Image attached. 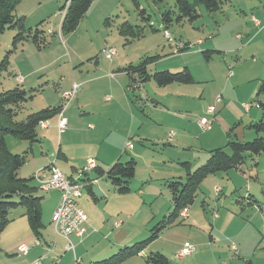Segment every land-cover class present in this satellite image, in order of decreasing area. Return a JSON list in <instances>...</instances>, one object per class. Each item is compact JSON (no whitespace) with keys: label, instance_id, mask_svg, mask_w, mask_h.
<instances>
[{"label":"rangeland","instance_id":"1","mask_svg":"<svg viewBox=\"0 0 264 264\" xmlns=\"http://www.w3.org/2000/svg\"><path fill=\"white\" fill-rule=\"evenodd\" d=\"M175 2L94 0L78 27L63 35L60 30L62 12L59 10L63 0H20L16 4L15 15L18 19L24 18L25 28H35L41 21H48L46 27L54 34L50 35L49 45L42 50L38 51L31 42L24 41L16 52L10 54L9 67L0 75V91L16 86L12 77L15 72L26 79L24 86L21 85L28 98L21 112V117L25 118L28 113L40 109L63 106V94L71 91L74 84L79 87L63 112L68 121L64 134L57 133L58 130L53 127L56 117L49 120L47 130L40 132L42 145L34 146V158H30L19 175L30 177L40 156L56 155L60 145L68 161L60 160L59 167L66 174L71 172V168L83 169L90 162L97 161L106 167L117 159L126 161L130 157L136 161V170L128 193L118 194L107 180L99 179L98 186H94L99 193L96 201L86 191L82 194L78 204L86 217L101 225L105 222V228L94 225L92 231L95 229L97 233L93 234V241L81 245L79 253L73 249L66 251V242L65 245L59 241L54 244L50 226L52 211L46 204L56 193L51 190L40 192L41 196L46 195L47 201L42 208V244L38 241L39 244L35 245L24 212L17 209L12 212L11 220L0 236V264H33L37 260L41 264H75V258L86 251L108 253L110 249H104V246L93 248V245L101 237L107 243L103 237L106 229H113L117 223L122 229L133 231L131 229L135 228L137 232L133 231L132 237L123 239L122 243L127 245H122L104 258L97 257L91 261L109 258L120 248L145 240L150 236L146 226L150 229L170 212L166 181L185 176L177 158L187 152L180 149L178 139L169 138L172 134L169 132L189 130L193 136L192 151L194 156L199 157L208 151L201 144V137L214 141L212 146H216L212 149L225 146V136L219 140L216 138L221 121L238 118L244 125L252 117L255 111L253 99L248 102V96L241 99L240 95H244L260 78L264 69V0H230L220 11L212 13L198 6L197 21L173 22L166 28L162 23V14L169 9L174 11ZM125 23L132 27L134 35L138 30L142 31V35L132 37L121 34L120 27ZM256 23L260 25L256 26ZM164 30L175 43L188 44L189 49L176 51L166 39ZM14 35L15 31L6 29L1 36L0 62L11 50ZM199 41L201 44H198ZM109 49L116 52L111 60L105 53ZM206 49L219 50L223 56H214L206 62L200 54V50ZM145 56H159L153 70L176 71L174 69L179 66L180 69L186 66L200 82L181 86L185 89L181 95L170 87L157 88L154 82L144 83L136 92L144 100L139 102V110L128 100L127 95H131L127 88L128 79L118 70L137 64ZM147 96L165 102L166 107H153L150 99L146 101ZM217 99L219 103H216ZM208 106L216 108L218 121L213 124L212 132L201 133L189 123L194 125L196 119L207 118L201 112L208 110ZM132 107L140 131L135 130L133 136L128 137L118 117L124 111H132ZM167 109L170 114L165 112ZM154 119L162 120L163 124ZM135 135H141V138ZM7 142L12 153H21L15 151L17 148L14 149L11 137L7 138ZM128 144L131 146L128 147ZM257 163L254 167L246 160L240 170L224 174L229 176L228 179L221 180L222 176L218 174L220 182L216 176L203 180L197 198L190 206L192 218L184 221L179 217L146 248L147 252L164 254L170 259V264H264V153L257 158ZM78 177L76 174L75 178ZM223 181L225 184H222ZM248 183L254 185L256 198L261 203L251 202L250 205L246 199L248 195H242L243 186ZM232 184L239 190V195H235L239 202L229 196ZM217 186L222 190L219 195ZM215 215L220 217L219 221ZM44 242L53 247V252L39 259L40 253L46 252ZM185 244L192 251L180 262L177 255ZM117 245L120 243L113 246ZM232 245L238 254L230 248ZM20 246H28L32 251L29 254L19 253ZM53 257L60 258L59 262L54 263ZM85 259L79 263L87 264ZM121 264H145V261L144 257L133 256Z\"/></svg>","mask_w":264,"mask_h":264},{"label":"trees","instance_id":"2","mask_svg":"<svg viewBox=\"0 0 264 264\" xmlns=\"http://www.w3.org/2000/svg\"><path fill=\"white\" fill-rule=\"evenodd\" d=\"M19 1L0 0V39L6 29L15 31L11 42V50L6 53L4 59L0 62V75L2 72L7 71L9 67L8 57L17 51L20 44L24 41H29L39 51L49 45L50 35L54 34L51 29L46 27L48 21H41L35 28H25L24 18L18 19L15 15V7ZM93 1L63 0L64 3L59 9L62 12L61 35L73 32L78 27ZM227 2H230V0H192L191 2L189 0H176L175 10L169 9L162 14V23L166 28L171 26L173 22L176 24L182 22L193 23L199 18L198 6H202L207 12L212 13L220 11ZM164 32L166 39L171 42V46L176 51L182 52L189 49L188 44L175 43L168 32L166 30ZM120 33L129 34L132 37L142 35L141 30H138L136 35H134L132 27L126 23L120 27ZM200 54L206 62L211 61L214 56H223L221 51L214 49L202 50ZM158 59L159 56H145L137 64H129L118 70L124 73L128 79L127 88L131 91V95H127L128 100L139 110H141V107L138 104L139 102L141 103V100L143 102L144 100L138 94L136 95V92L139 91L144 83L154 82L158 88L195 83L190 69L186 66L181 69H174L176 71H172L173 69L155 70V68L153 70L152 68L157 66L155 64L158 63ZM12 77L16 82V86L0 91V236L10 222L12 212L22 209L35 241L41 243L44 225L42 222L43 196L40 195V192L43 191L40 190V187L34 181V175L25 178L20 176L19 173L23 166L29 162L30 158L34 157V146L37 144L38 146L42 145V137L40 136V130L44 129L42 124L56 116L58 117L63 106L40 109L28 113L25 118H22L23 104L28 100L27 92L21 87L22 82L19 84L17 81V77H21L22 81L23 77L16 74V72L12 74ZM149 99L147 96L146 101L148 102ZM150 101L153 107L159 105L154 99H150ZM253 103V106L257 107L263 115L264 75L259 81ZM237 126L234 125L225 133V146L207 151L204 162L196 168L191 169L188 162H178L185 170V176L184 178L180 177L176 180L166 181L165 185L169 192L170 212L151 226L148 238L132 246L120 248L109 258L97 262L90 261L87 264H121L130 257L138 256L158 238L164 229L171 227L179 219L182 209L190 208L197 198L203 180L216 174H227L230 170H240L246 160L253 163L254 167H257V158L264 153L263 118L261 117L258 121L247 125V128L254 133V137L250 139L251 141H240L238 139L235 133ZM8 137L14 140V149L17 148L15 151H21V153H12L7 142ZM60 154L61 152L58 150L55 155L56 164ZM135 170L136 161L133 157L126 161L117 160L106 171L94 163L92 179L89 180L90 182H86L87 187L90 189L92 185L90 183L105 179L118 194L128 193L135 177ZM246 199L251 201L248 197ZM236 202H239L238 198ZM210 240H212V236H210ZM1 250L0 247V252ZM144 261L145 264H170V260L160 252L146 254Z\"/></svg>","mask_w":264,"mask_h":264},{"label":"crops","instance_id":"3","mask_svg":"<svg viewBox=\"0 0 264 264\" xmlns=\"http://www.w3.org/2000/svg\"><path fill=\"white\" fill-rule=\"evenodd\" d=\"M257 26V25H256ZM198 44H201V42L199 41L198 42ZM200 52H201V50H200ZM179 68H180V66H179ZM33 75V74H32ZM263 75H264V69H263V71H262V73H261V75H260V78L259 79H257V81L254 83V84H252L251 86H250V88L246 91V95L244 94V95H240V98L241 99H245V96H248V102H250L253 98H254V95H255V93H256V91H257V88H258V85H259V81H260V79L263 77ZM193 77H195V76H193ZM195 79V82H200V79H198L197 77H195L194 78ZM25 81H26V79H23V81H22V84L21 85H23L24 83H25ZM193 84H195V83H193ZM192 85V84H191ZM24 86V85H23ZM178 87H180V89H178V88H175V86L174 85H170V86H167V87H170V88H172L171 90H173V91H176V93L178 94V95H181L184 91H185V89H183L181 86H188V85H177ZM167 87H165V88H167ZM158 88V87H157ZM188 94H192V93H190V92H187ZM202 100H204V96L202 95ZM184 100H186L185 98H183ZM108 100V99H107ZM158 103H159V105L158 106H156L155 108H157V109H159V108H163V107H166V104H165V102H161V100H156ZM80 103V102H79ZM216 103H219V101H216ZM83 107V106H82ZM208 107H214V106H208ZM254 109H255V111L252 113V117L251 118H249L248 120H247V122L244 124V125H242V123H241V120H239L238 118H236V119H234V120H230V119H226V121H221L222 123L221 124H219V127H218V132H217V134H216V138L219 140V139H221V137L223 138L224 136H225V133L231 128V127H233L234 125H238L237 126V129H236V131H235V133H236V135H237V137H238V139L240 140V141H245V140H250V139H252L253 137H254V133H253V131L251 130V129H248L247 128V125H249L251 122H255V121H258L261 117L263 118V121H264V115H262L261 114V111L257 108V107H253ZM132 109H134L133 107L130 109V110H132ZM167 114H170V110H166L165 111ZM215 112H216V108L214 107V112L213 113H208L207 112V110H205V112H201V114H203V115H206V117L207 118H209V119H207V118H205V117H201V118H198V119H196V121H195V123H194V125H193V123H189V126H192V128H194V126H196V128L197 129H199L200 130V128L198 127V121L200 120V119H207L208 121H212L211 122V129L209 130V131H206V132H203V131H201L200 130V132L201 133H208V132H212L213 131V124L214 123H216L217 121H218V117H217V115H219V114H215ZM87 118V117H86ZM66 119V118H65ZM246 119V118H245ZM118 120H119V124H121V128H124V132H125V134H126V136H128V137H132L133 136V132L135 131V130H137V131H140L139 129V121L138 120H136V117H135V115H134V113H133V110L132 111H129V112H126V111H124L123 113H122V116L121 117H118ZM155 120V119H154ZM157 123H159L160 125L161 124H163V122H161L162 120H160V121H158V120H155ZM66 122H67V124H68V121H67V119H66ZM188 124V123H187ZM191 124V125H190ZM56 125H57V116H56V120H55V122H54V124H53V127H55L56 128V130H57V127H56ZM49 127V125H48V122H46V127L44 128V129H41L40 130V132L41 131H44V130H47V128ZM168 129H176V128H174V127H169ZM178 130V129H177ZM65 132V131H64ZM58 133V132H57ZM170 133H172L173 134V136L170 138L171 140L172 139H178V144H180L181 146V150H183V151H185V152H187L186 154H183L182 156H179L178 158H177V161L178 162H188L189 164H190V167H191V169H193V167H197L198 165H200V164H202L203 162H204V160H205V153H204V156H199L198 157V155H195L194 156V152L192 151L193 150V148H192V146H191V139H193L192 137V135H191V132L189 131V130H187V131H185V130H178V133H176V132H169V134ZM62 134H64V133H61V135ZM168 134V135H169ZM59 135V134H58ZM41 136V135H40ZM136 136V138H141V135L140 136H138V135H135ZM169 139V140H170ZM225 140H226V137H225ZM213 140H210V139H204L203 137H201V144L209 151V149H212L213 147H215L216 145H214V146H212L213 145ZM197 145H198V143H197ZM222 147V146H221ZM133 148V147H132ZM218 148V147H217ZM178 149V148H177ZM58 150H60V152H61V154H60V156H59V159H58V162H57V164H56V162H55V165H57L56 167L58 168V169H61L60 167H59V162H60V160H64V161H68V158H67V155H66V153L64 152V150H63V147H61V145L59 146V148H58ZM57 150V151H58ZM202 151H200V153H201ZM196 153H197V151H196ZM41 154L43 155V153L41 152ZM198 154V153H197ZM34 158V157H33ZM193 159H195V162L194 163H192L193 162ZM49 160H50V158H49V156H47V154H45L43 157H41L40 156V159L37 161V163L35 164V166H34V168H35V170L32 172V174L31 175H34L35 174V172L38 170V169H41V168H46L47 167V165H48V162H49ZM118 160V159H117ZM116 160V161H117ZM115 161V162H116ZM94 163H95V165L96 166H100L102 169H104V171H106V169H108L109 168V166L107 165L106 167H103L102 166V164L101 163H99V162H97V161H94ZM65 167H67V165H65ZM84 168V167H83ZM106 168V169H105ZM80 169H82V168H78L77 170H76V168H71V172H67V174L66 173H64L62 170V172L68 177V178H70V179H75V177H76V174H77V172L80 170ZM92 172L93 171H90V172H88V173H86V174H84L83 176H82V178H81V181H82V183H83V186H82V188H81V190H80V193H81V195H80V197L77 199V201H76V203H77V205H78V207L80 208V209H82L80 206H79V204H78V202H79V200L81 199V197H82V194L86 191L87 192V194H88V196L89 197H91V199H93V201H96L97 200V198H98V195H99V193L97 192V189H95V185L96 186H98V184H99V181L101 180H96V182L95 183H90V184H92L91 186H90V189L87 187V183L86 182H90L89 180L90 179H92L91 177H92ZM216 177V180L217 181H219L220 182V179L221 180H224V179H228V175L227 176H225L224 174H221V176L222 177H220V179H219V177H217V174L215 175ZM225 176V177H224ZM213 177V176H212ZM209 178V177H208ZM256 178H257V175H256ZM207 179V178H206ZM104 180V179H103ZM105 181V180H104ZM222 184H225L224 183V181H223V183ZM221 184V185H222ZM253 186L254 185H252V184H250V183H248V184H244V191L242 192L243 194V196L245 197V196H247L248 198H250L251 199V201L249 202V204L250 205H252V204H254V203H261V202H258V198H256V191L253 189ZM217 187H219V186H217ZM240 188V187H239ZM51 191H53V192H55L56 194H54V195H52V197L49 199V201L47 202L46 201V195H44L43 196V201H42V208H44V206H45V202H47V204L46 205H49V207H50V210L52 211L51 212V214L53 213V211H54V209L56 208V206H57V204H58V201H59V192H57V191H54V190H51ZM220 191H222V190H220ZM230 192V194H229V196H230V198L231 197H233V199L234 200H236L238 197H236L237 195H239V190H238V188L235 186V184H232V186H231V188H230V190H229ZM241 191V190H240ZM220 194H221V192H219ZM45 194V193H44ZM219 195V194H218ZM236 195V196H235ZM264 200V199H263ZM251 202H252V204H251ZM143 205H145V202L143 201ZM259 208V207H258ZM190 209L191 208H189L188 209V217L184 220V221H187V220H190L191 218H192V216H191V213H190ZM261 209V207L259 208V210ZM216 216V215H215ZM214 216V217H215ZM216 218H217V216H216ZM92 220L93 219H89L88 218V216H87V222H86V224L84 225V228H85V231H84V233L80 236V235H78V234H72L71 236H70V238L72 237L73 239L72 240H70L71 241V244H72V246H73V250L72 251H74V252H76V253H79V247L81 246V245H84L85 243H87V242H91V241H93V239H94V237H93V234H95V233H97V230H93L92 231V228H93V226L94 225H98V226H100L101 227V229H103V228H105V222L103 223V225H101V224H98V223H94V222H92ZM216 220H220V217H218ZM148 224V223H147ZM122 226H120V224H116V226L113 228V229H111V230H109L108 231V229H106V234H105V236H103V237H105L106 239H107V243H106V241H105V239L104 238H100V240H99V242L98 243H96L95 245H93V248L94 247H99V246H104V249H110V251L108 252V253H104V254H102L101 252H99V251H94V252H92V253H89L88 251H86V253L85 254H80V256H77L76 258H75V264H77V263H79V262H83L84 260L83 259H85L86 257H88V258H86L85 260L86 261H88V262H90L91 260H94L95 258H97V257H106V256H108L109 254H111L112 252H115L119 247H121L122 245H124V244H126L127 245V243H122V241H123V239L125 238V237H132L134 234H133V231H135V232H137V229H135V228H133V229H131V230H133V231H129V230H127V229H122L121 228ZM148 228V226H146V231L147 232H149V229H147ZM104 232V233H105ZM112 237V238H111ZM112 240H111V239ZM58 241H59V243H63L62 245H65V240L64 239H62V238H60V237H53V242H54V244L55 243H58ZM129 241V240H128ZM120 243V245H117V246H113L114 245V243ZM127 242V241H126ZM40 244H42V243H40ZM66 244H67V242H66ZM45 245H46V247H44V250L46 251L45 253L42 251L41 253H40V257H39V259H42V256L44 255V254H46V255H52L51 254V252H53V247L51 248L50 247V244H48V243H46L45 242ZM66 246V245H65ZM231 248V247H230ZM32 251V249H30L29 251H28V254L30 253ZM101 253V255H99ZM148 252H147V250H145V251H143V252H141L138 256H141V257H144L146 254H147ZM58 256V255H57ZM57 256H55V257H57ZM192 256V255H191ZM55 257H53L54 259V263H58L59 262V260H60V258H61V256H60V258H59V260H58V262H56L55 261ZM78 257H80V258H78ZM192 257H196L195 255L194 256H192ZM184 258V257H183ZM182 258V259H183ZM181 259V261L180 262H182L183 260ZM170 260V259H169ZM37 261H39V260H37ZM36 261H34L33 262V264L35 263ZM41 262V261H40ZM87 262V263H88ZM80 264H82V263H80Z\"/></svg>","mask_w":264,"mask_h":264},{"label":"built area","instance_id":"4","mask_svg":"<svg viewBox=\"0 0 264 264\" xmlns=\"http://www.w3.org/2000/svg\"><path fill=\"white\" fill-rule=\"evenodd\" d=\"M259 25V23H256ZM106 56L111 60L116 52L114 50H106ZM18 83L22 82L21 77H17ZM79 87L74 84L71 91L63 94V108L59 112L57 117V130L61 134L66 129V119L63 116V112L67 104L74 98L77 94ZM219 101V99H217ZM247 109V105L245 106ZM214 107H210L207 112L213 113ZM198 127L201 131H207L211 128V123L207 119H200L198 122ZM46 127V123L42 124V128ZM173 134L169 137L171 138ZM131 144H128L130 147ZM50 160L46 168H42L35 172L34 181L40 187L41 191L47 192L49 190H54L59 192V201L50 217V226L55 237H60L64 239L67 244L65 246L66 251L73 249L69 237L72 234L82 235L85 231L84 225L87 222V217L82 209H80L76 203L77 199L80 197V190L83 186L81 178L84 174L92 171L94 169V162H90L86 167L77 172L78 178L70 179L68 178L60 169L55 166L56 156L51 154L49 156ZM96 181L92 182L95 183ZM216 192L219 194L220 189L216 187ZM180 217L185 220L188 217V209H182L180 212ZM39 242L35 241V245ZM231 249L238 254V250L234 245ZM19 253H26L29 251L28 246H20L18 248ZM192 248L185 244L183 249L178 253V258L182 259L183 256L189 255ZM58 259H55L58 262ZM34 264H41L40 261H36Z\"/></svg>","mask_w":264,"mask_h":264},{"label":"clouds","instance_id":"5","mask_svg":"<svg viewBox=\"0 0 264 264\" xmlns=\"http://www.w3.org/2000/svg\"><path fill=\"white\" fill-rule=\"evenodd\" d=\"M183 221V220H182Z\"/></svg>","mask_w":264,"mask_h":264}]
</instances>
